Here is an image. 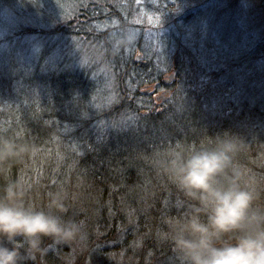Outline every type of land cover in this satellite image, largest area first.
<instances>
[{
    "label": "trees",
    "instance_id": "1",
    "mask_svg": "<svg viewBox=\"0 0 264 264\" xmlns=\"http://www.w3.org/2000/svg\"><path fill=\"white\" fill-rule=\"evenodd\" d=\"M52 1L0 0V137L34 149L0 173V187L20 181L29 190L28 203L38 208L49 192L66 191V215L83 223L85 247L98 264L121 253L137 254L130 264H177L165 234L189 205L157 171L156 156L177 143L200 147L227 133L245 144L235 162L264 178V89L245 94L236 88L237 75L224 77L227 65L219 61L229 57L228 63L254 72L264 61V30L255 40L244 31L248 41L233 57L208 47L212 61L201 65L197 44L177 39L179 20L184 14L188 23L200 13L184 6L205 8L210 0H155L147 22L130 13L134 4L140 8L134 0H83L85 6L82 0H60V9ZM260 8L264 14V0ZM133 31L140 32L133 50L142 60L133 50L114 51L117 100L98 110L92 106L98 83L83 70L80 54L73 53V61L66 57L70 51L54 56L55 43L61 39L64 50L63 45L77 48L80 40L96 41L111 49L106 38ZM149 34L160 39V49L147 51L141 44ZM151 87L169 90L168 102L158 104L153 93L142 92ZM175 102L185 106L180 110ZM43 244L51 250L57 245L51 239ZM134 244L142 246L139 252ZM56 250L49 252L61 264L62 251L55 256Z\"/></svg>",
    "mask_w": 264,
    "mask_h": 264
},
{
    "label": "clouds",
    "instance_id": "2",
    "mask_svg": "<svg viewBox=\"0 0 264 264\" xmlns=\"http://www.w3.org/2000/svg\"><path fill=\"white\" fill-rule=\"evenodd\" d=\"M119 51L132 43L127 32L115 35ZM244 142L227 133L200 147H174L158 153L157 171L183 194L189 211L174 221L165 239L177 264H264V178L238 165ZM34 149L0 137V173ZM20 181L0 187V264H28L49 252L45 239L71 245L85 238L82 222L68 217V194H47L38 208L28 203Z\"/></svg>",
    "mask_w": 264,
    "mask_h": 264
},
{
    "label": "rangeland",
    "instance_id": "3",
    "mask_svg": "<svg viewBox=\"0 0 264 264\" xmlns=\"http://www.w3.org/2000/svg\"><path fill=\"white\" fill-rule=\"evenodd\" d=\"M154 1L155 0H134L135 3L140 5V8L138 9V11H136L135 8L137 6L134 4L130 13L138 17L140 20L147 22L150 18L153 17L150 4ZM81 4L85 6L86 2H83L82 0ZM233 4L236 5L235 9L232 7ZM255 4V0H210V3L206 5L203 12L195 15L194 20L188 23H183L186 16L181 17V19L179 20L180 24L177 39L180 43L186 42L187 45L197 44V50L201 58L199 62L201 63V65H206L208 61H212L208 47L210 49H224L227 55H229V52L231 51L232 53L230 54V57H233L234 50L241 49L240 44L245 41L244 38H247L244 34V31L249 33L252 40L257 39L254 36L259 37V35H262L259 32L260 30H264V17L258 14L259 10L257 9V7H255ZM52 6L56 9L64 7L60 0H53ZM142 10L145 11L143 12V14L141 12ZM128 34H130L132 37V43L127 47L120 48L119 51L114 50L112 39L113 36H109L108 38H106V41L109 42L112 46L111 49H105L103 47L104 44L102 41L104 38L99 39V42L103 44L102 47L96 41H94L93 43H87L80 40V45L77 46V48L69 45H63L64 50H62V45H60L61 39L59 40V43H55L57 44V46L54 48V56L60 55L62 51H70L71 55L67 54L66 57L69 61H73V57L77 59L74 54H80L78 61L79 63H81V66H83V70H89V74H91L92 79H94L98 83L96 95L92 96V106L98 110L104 109L108 104L113 103L117 100V97L114 96L116 79V73L114 71L117 72L115 68L116 60L112 57V54L115 52H121L123 55H126L133 50L134 44L138 42V36L140 32L133 31ZM150 37V34L144 36V41H142L141 44H143L144 42L147 51H150L152 49H160L159 46H155V43H160V39H151ZM64 41L65 39L62 41V43ZM102 49H105L106 51ZM104 53H106V55H104ZM141 55V52L133 53V56L136 57L137 61L142 60ZM235 58H237V55H235ZM228 59L229 57H223L220 58L219 61L227 65V69L224 72V77H227L229 73H232L234 76L237 75V89H242L245 94L251 92L258 93L260 91V87H263L264 89V86H262L264 85V76L260 78L262 71H260V67L258 66V64L254 65L256 66V69L253 70L254 72H246L243 67H240V64L238 62L228 63ZM123 60L124 59H121L120 63ZM229 61H231V59ZM248 63L250 64L251 62L249 61ZM218 66H220V64H218ZM222 76L223 74H220V77ZM165 80L169 81L167 76H165ZM217 83L218 79L215 80V85ZM148 90L149 91L147 93H153L152 97L156 103L163 104L168 102L169 96L161 94L167 89L154 92L155 89L151 87ZM142 92H144V90ZM157 97L160 98L156 99ZM175 104L180 110L185 106L178 102H175ZM188 109L189 108H187L185 111H187ZM86 237L87 235L85 229V238ZM85 238L82 241L71 244V248L68 247V245L66 249L62 250H56L58 248V245H53V247L51 246L52 250L50 249V247L48 248L49 251L56 250L55 256H57L58 251H62L61 254L58 253L59 259L62 260L61 264H86V262L87 264H98V258L94 254L87 251V248L85 247L87 245L86 242H84ZM141 247L142 246H140L139 244L133 245L134 251L137 252L141 250ZM85 250L88 252V254H84ZM48 254V257H54L50 254V252H48ZM147 257H149V255H147ZM172 258L173 260H175L174 255ZM135 259L137 260V254L124 255L121 253V256L111 255L108 258L107 264H130L132 262H137ZM35 261L40 262V257H38ZM142 261L145 260L142 259ZM170 262L171 260H169V263ZM51 263L57 264L56 260L51 261Z\"/></svg>",
    "mask_w": 264,
    "mask_h": 264
},
{
    "label": "bare ground",
    "instance_id": "4",
    "mask_svg": "<svg viewBox=\"0 0 264 264\" xmlns=\"http://www.w3.org/2000/svg\"><path fill=\"white\" fill-rule=\"evenodd\" d=\"M255 7H257V9L259 10V15H262L263 17H264V14L262 13V11H261V5L263 4V1L262 0H255ZM187 8V9H186ZM184 11H199V12H203V10H204V8L203 7H199L198 5H197V3H189L188 5H186V6H184ZM182 16H185L184 14L182 15L181 14V16L180 17H182ZM248 17H249V15H248ZM258 17H260V16H258ZM257 53L256 52H253V51H250V55H256ZM264 62V61H263ZM262 62V63H263ZM262 63H260L258 66L260 67V70L261 69H263L264 68V64H262ZM262 64V65H261ZM242 97V96H241Z\"/></svg>",
    "mask_w": 264,
    "mask_h": 264
},
{
    "label": "flooded vegetation",
    "instance_id": "5",
    "mask_svg": "<svg viewBox=\"0 0 264 264\" xmlns=\"http://www.w3.org/2000/svg\"><path fill=\"white\" fill-rule=\"evenodd\" d=\"M55 260V257H48V256H44L43 258H40V262H36V261H30L28 262V264H55V263H51V261ZM59 261H57L58 263Z\"/></svg>",
    "mask_w": 264,
    "mask_h": 264
},
{
    "label": "water",
    "instance_id": "6",
    "mask_svg": "<svg viewBox=\"0 0 264 264\" xmlns=\"http://www.w3.org/2000/svg\"><path fill=\"white\" fill-rule=\"evenodd\" d=\"M169 77H171V76H169ZM149 90L148 89H146L144 92H148ZM162 95H168L169 96V94H170V91H168V90H166V91H163L162 93H161ZM160 97H157L156 99H159ZM161 99H163V98H161Z\"/></svg>",
    "mask_w": 264,
    "mask_h": 264
}]
</instances>
